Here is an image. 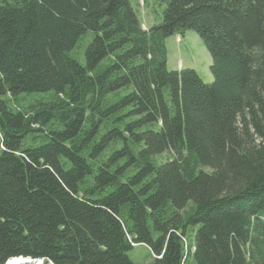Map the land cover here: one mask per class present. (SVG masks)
I'll return each instance as SVG.
<instances>
[{
	"label": "trees",
	"instance_id": "1",
	"mask_svg": "<svg viewBox=\"0 0 264 264\" xmlns=\"http://www.w3.org/2000/svg\"><path fill=\"white\" fill-rule=\"evenodd\" d=\"M188 29L210 83L166 67ZM139 243L264 264V0H166L148 29L129 0H0V264H134Z\"/></svg>",
	"mask_w": 264,
	"mask_h": 264
},
{
	"label": "rangeland",
	"instance_id": "2",
	"mask_svg": "<svg viewBox=\"0 0 264 264\" xmlns=\"http://www.w3.org/2000/svg\"><path fill=\"white\" fill-rule=\"evenodd\" d=\"M129 3L136 12L137 18L143 29H148L161 22L162 11L165 7L166 0H129ZM91 38L92 32H87L69 52V54L76 58L81 64L85 63L84 49ZM165 45L167 49L166 67L168 70L189 68L193 69L205 83L213 81V76L210 71V53L195 31L188 29L183 33L168 36L165 39ZM29 95L38 94L33 93ZM9 104L11 106L13 102ZM160 155L156 156L158 162L169 159L170 157L168 153ZM127 254L134 264H150L152 262L150 248L143 243L134 245ZM28 259L31 260L30 257H28ZM39 263L45 264L42 259L39 260Z\"/></svg>",
	"mask_w": 264,
	"mask_h": 264
},
{
	"label": "bare ground",
	"instance_id": "3",
	"mask_svg": "<svg viewBox=\"0 0 264 264\" xmlns=\"http://www.w3.org/2000/svg\"><path fill=\"white\" fill-rule=\"evenodd\" d=\"M40 259H32L29 260L28 258L24 257H12L8 259L4 264H40Z\"/></svg>",
	"mask_w": 264,
	"mask_h": 264
}]
</instances>
